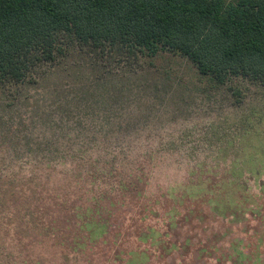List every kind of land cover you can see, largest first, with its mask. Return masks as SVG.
<instances>
[{
	"label": "rangeland",
	"instance_id": "rangeland-1",
	"mask_svg": "<svg viewBox=\"0 0 264 264\" xmlns=\"http://www.w3.org/2000/svg\"><path fill=\"white\" fill-rule=\"evenodd\" d=\"M60 46L0 85V264H264V84Z\"/></svg>",
	"mask_w": 264,
	"mask_h": 264
},
{
	"label": "trees",
	"instance_id": "trees-1",
	"mask_svg": "<svg viewBox=\"0 0 264 264\" xmlns=\"http://www.w3.org/2000/svg\"><path fill=\"white\" fill-rule=\"evenodd\" d=\"M66 38L190 60L217 84H264V0H0V85L26 84Z\"/></svg>",
	"mask_w": 264,
	"mask_h": 264
}]
</instances>
